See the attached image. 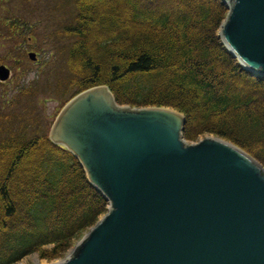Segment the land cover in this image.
I'll list each match as a JSON object with an SVG mask.
<instances>
[{"label": "trees", "instance_id": "16d2710c", "mask_svg": "<svg viewBox=\"0 0 264 264\" xmlns=\"http://www.w3.org/2000/svg\"><path fill=\"white\" fill-rule=\"evenodd\" d=\"M65 1L20 0L11 17L0 12V41L14 42L16 70L30 71L17 44L50 43L38 79L12 104L25 100L29 108L45 72L55 117L75 95L107 86L118 104L182 113L186 141L219 136L264 167V78L221 43L222 0H74L73 17L62 23L54 12ZM39 21L57 25L45 26L47 33ZM32 125L30 132L19 115L0 112V264L33 254L63 259L108 210L79 161L50 141V126Z\"/></svg>", "mask_w": 264, "mask_h": 264}, {"label": "water", "instance_id": "95a60500", "mask_svg": "<svg viewBox=\"0 0 264 264\" xmlns=\"http://www.w3.org/2000/svg\"><path fill=\"white\" fill-rule=\"evenodd\" d=\"M223 3L222 43L264 77V0ZM9 75L1 66L0 79ZM185 124L170 108L120 106L106 86L63 109L50 139L110 207L53 264H264V168L219 137L189 144Z\"/></svg>", "mask_w": 264, "mask_h": 264}, {"label": "rangeland", "instance_id": "374dc122", "mask_svg": "<svg viewBox=\"0 0 264 264\" xmlns=\"http://www.w3.org/2000/svg\"><path fill=\"white\" fill-rule=\"evenodd\" d=\"M41 1V0H40ZM61 6L64 8L63 11L59 12L60 16L62 15V23L68 22L73 17L75 12L74 9V1L68 0L66 4L61 3ZM51 24V21L48 22V25ZM43 25H46L45 22ZM51 28H53V23L51 24ZM63 46H67V42L63 41L61 44ZM50 48H45L44 51L48 52ZM35 50V49H34ZM61 49L56 50L55 52L58 54H62ZM35 51L38 52V49ZM3 53L0 50V54ZM39 53V52H38ZM57 54V55H58ZM60 57V55H59ZM40 67L31 63L29 65V72L26 74L25 71L22 72H15L12 71V77L9 82L6 84L0 83V106L4 112H14L15 114L19 115L24 123H27L29 126V131L33 129L34 125L33 122H40V125L43 130H47V127L50 126V123L54 119V114L56 109H58L57 102L54 101L52 94H47L45 91V81L47 73L45 72L42 77H39L38 85H39V92L41 94L37 95L34 100L31 102L29 108L26 107L25 101H21L16 103L15 107L5 108V105L15 97H17V91L24 85L29 84L34 80L38 79V73ZM40 76V75H39ZM6 98H9L7 101ZM28 109V110H26ZM23 117V118H22ZM61 260V259H60ZM59 262L58 260L55 261H47L44 259H40L38 254H33L26 256L23 258L18 264H53Z\"/></svg>", "mask_w": 264, "mask_h": 264}]
</instances>
